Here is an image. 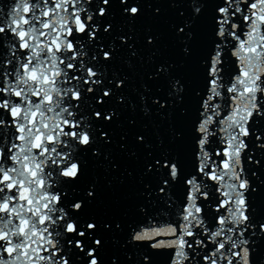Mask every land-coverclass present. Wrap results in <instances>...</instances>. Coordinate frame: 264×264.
Instances as JSON below:
<instances>
[{"label": "snow or ice", "instance_id": "obj_1", "mask_svg": "<svg viewBox=\"0 0 264 264\" xmlns=\"http://www.w3.org/2000/svg\"><path fill=\"white\" fill-rule=\"evenodd\" d=\"M142 2L14 0L7 12L0 8V264H104L102 234L113 228L89 214L98 189L96 182L81 187L86 155L111 161L101 149L113 145L110 133L126 118L129 132L136 127L131 113L188 117L187 83L165 58L159 33L143 34L151 71L129 91L140 38L115 24L114 11L135 25ZM179 2L187 7L168 31L181 53L192 56L201 25L211 37L201 57L203 87L193 89L191 168L185 131L174 123L145 163L152 181L145 197L156 204L140 212L177 220L133 228L125 243L151 241L156 251L129 262L156 264L154 256L169 249L168 264H261L255 257L264 259V249L251 241L257 233L264 240V220L257 222L251 196L264 168L257 155L264 153V0ZM241 22L246 32L238 31ZM232 41L240 73L227 87L232 105L222 117V57ZM125 59L132 66L120 70ZM217 137L223 147L213 149ZM134 140L148 147L142 133ZM120 141L130 152L127 133Z\"/></svg>", "mask_w": 264, "mask_h": 264}, {"label": "water", "instance_id": "obj_2", "mask_svg": "<svg viewBox=\"0 0 264 264\" xmlns=\"http://www.w3.org/2000/svg\"><path fill=\"white\" fill-rule=\"evenodd\" d=\"M251 2V0H249ZM14 0H0V8L5 12ZM142 9L141 18L135 25L128 24L122 20L118 12L114 11L115 24L123 28L124 32L129 30L135 31L138 45V56L135 58L134 70L130 74L132 87L130 92H135L139 84L147 79V73L151 71V54L150 50L143 45V34L151 30L161 35L163 53L166 59H169L175 65V75L184 79L187 83L185 108L189 115L182 118L179 113L175 117L170 116L165 118L162 115L153 114L145 118L138 113H131V119L136 122V127L130 132L127 127V118L122 125H118L114 134L113 145L108 148H102V152H111L112 160H104L103 158L85 157L87 163L86 175L81 187H86L90 182L97 183L98 200L95 205L89 209V214L96 217L98 221L109 223L112 225L113 231L102 234L105 244L101 253V259L104 264H111L115 259L117 264H130L129 257L138 258L143 252H155L156 250L147 247L151 241L142 242L140 245H128L126 240L129 237V232L133 229H140L144 227H153L164 225L169 222L177 220L175 216H168L167 214L155 213L145 215L140 212V207L143 205H150L149 210L155 206V200H147L145 197V185L152 181L149 176L144 174V166L147 162L150 152L161 147V143L165 141L170 134L172 125L175 123L183 128L185 131L189 150L185 156L186 167L191 168V138L192 123L195 119L196 113V98L193 95L194 88H202V74L200 72L201 57L206 54L207 46L210 43L211 37L208 34L207 26L201 25V41L196 45L192 56L185 57L176 42L171 38L168 31L169 24L175 22L180 11H183L187 5L176 0H143L140 5ZM209 13L211 5L208 6ZM159 9V13H156ZM246 32L247 27L241 22V29L238 31ZM264 30V29H262ZM241 39L244 35L241 33ZM236 41H232L226 48V54L222 57L224 61V77L225 87L222 89L223 99L218 102L221 104V116H227L231 111L232 101L230 97L232 93L227 92V87L234 81V78L239 75L240 68L238 66L237 57L234 56L233 47ZM125 65L132 66L126 59L120 63L118 67L120 70H125ZM264 81V76L261 77ZM259 95V94H258ZM264 127V126H262ZM127 133L128 148L130 152H123L119 149L120 136ZM135 133H142L145 136L148 147L137 146L134 140ZM222 148L223 145L217 142L212 144V148ZM257 155L264 156V153L258 152ZM218 159V158H217ZM262 177H264V168L259 170ZM261 175L258 174L253 178L256 182L257 191L252 194L251 200L256 212L257 222L264 220V185L261 183ZM211 185L212 182H209ZM218 195V194H217ZM206 223H212L210 219ZM116 224H120L121 228L116 229ZM160 239H172V237H161ZM252 244L257 245V251L264 249V240L261 239V234L257 233ZM171 256V250L163 249L160 253L154 256L156 264H168ZM261 260L264 264V259L260 256L255 257Z\"/></svg>", "mask_w": 264, "mask_h": 264}]
</instances>
